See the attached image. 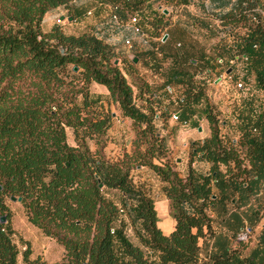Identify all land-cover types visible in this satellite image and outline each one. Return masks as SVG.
<instances>
[{"label": "trees", "instance_id": "16d2710c", "mask_svg": "<svg viewBox=\"0 0 264 264\" xmlns=\"http://www.w3.org/2000/svg\"><path fill=\"white\" fill-rule=\"evenodd\" d=\"M68 1L0 0V264H17L20 253L6 204L12 195L21 198L27 221L62 245L58 264H264V224L248 252L233 244L264 218V17L256 11L264 8L262 0H107L115 33L132 43L125 73L107 29L73 34L59 24L42 28L45 14L60 7L72 21L79 18L83 7L69 8ZM113 14L121 21L135 15L141 32L116 24ZM234 55L247 58L263 105L254 109L246 101L237 138L225 139L227 122L213 114L203 77L233 70L228 60ZM157 61L164 73L153 86L132 70ZM93 82L106 87L105 100L130 121L129 148L115 160L103 151L115 115L91 95ZM199 107L209 134L193 143L181 176L167 157V135L176 130L168 119L178 113L177 125L195 124ZM138 166L154 173L168 200L174 219L168 234L157 225L156 185L131 176ZM25 245L24 264H47L31 258Z\"/></svg>", "mask_w": 264, "mask_h": 264}, {"label": "rangeland", "instance_id": "374dc122", "mask_svg": "<svg viewBox=\"0 0 264 264\" xmlns=\"http://www.w3.org/2000/svg\"><path fill=\"white\" fill-rule=\"evenodd\" d=\"M102 2L104 3L99 4L100 1L98 0H69L67 2L69 8H73V6L75 5H79L83 7L84 11L79 16V18L73 21L72 19L69 20L70 15L68 14H70V12L67 11L68 9H65L64 7H60L55 12L50 13L48 16L45 17V20L42 24V28L47 29L48 27H51L54 24H59L63 32L73 33V34H80L82 32H87L89 30L93 31L96 30L97 27L98 28L102 27V29L103 28L107 29L108 32L110 33L109 34L110 42L115 43V45H117L120 50L119 56L115 58V60L116 59L118 60L117 64L119 68L122 70L123 73H125L128 70V66L130 62L132 61L131 58L133 52L131 51V48H128L125 45L124 38L121 37L120 34H116L114 31L116 25L113 23L112 19L110 18L111 11L109 8V4L111 3L109 2L111 1L103 0ZM262 2L264 3V0H262ZM262 9L264 10V8ZM88 10L91 11L90 14H87ZM58 14H61L63 16L66 15L67 17H64L63 19L60 20L59 23H57ZM145 14L147 15L148 12L145 11ZM262 16L264 17V15ZM212 24H214L213 21ZM242 32L243 30L241 29L239 33ZM223 38L226 40V37ZM212 42L218 43L219 37L217 36L213 38ZM160 67H162V65ZM132 68L136 76L138 77L140 76V78H143L146 81L148 80L147 82L149 81L152 82L151 80L157 79V77L161 79V75H159L158 73H164V71L158 69L159 68L158 61L155 62V64L153 65H149L148 68L144 66L142 63H138ZM225 73L229 74L231 76V79L225 76ZM126 77L128 81L131 82L130 77H132V75L128 73ZM201 77L197 76L196 79L202 80ZM238 77H242L243 81L246 83V86L249 88L248 91L245 90L240 91L235 87L234 81H236ZM203 78L206 84L205 92L207 95L206 96L207 102L211 107L213 114H216L219 120H225L227 122L228 128L222 126L221 128L222 134L224 135L225 139L231 137L237 138V132L235 128L238 122L239 114L242 111V107L244 103L249 100L254 109H259V107L263 105L262 93L254 85L253 74L247 71L246 63L243 62V63H239L238 66H235L230 73H228L227 70L221 69L220 74L213 72L209 76H205ZM149 84L153 86L152 83ZM106 90L107 89L104 85L95 82L91 83L90 85L91 95L93 97H98L102 100L105 98L104 92H106ZM179 92L180 91H178L176 94H179ZM104 102H105L104 108L113 114L114 111L117 109L116 105L107 102L106 100ZM201 108L202 107H199V111L197 115L194 117L195 124H188V127L191 128L192 130V137L194 138L203 135L204 125L207 124L204 115L201 112ZM173 122H177V121L173 120ZM168 126H173V125L168 124ZM198 127L201 128L199 131L197 130ZM160 131H161V136H164L166 134L165 131L162 130ZM67 133H68L67 135L68 143L74 144L73 134L71 132V129H67ZM131 139H132L131 135L123 132L120 133L117 131V129L110 128V130L103 137V141L105 142L103 148L105 156L112 160L121 158L123 155V150L129 148ZM167 139H168L167 140L168 145H169V141H172V145H173L174 143L183 140L181 139V137L180 139L179 138L177 139L174 134L172 136L167 135ZM185 141H186V148L178 149L177 152L175 153L176 156L183 154L186 155L191 153V151L195 150L193 148V144L190 143L189 140L185 139ZM194 141L198 142V140H194ZM87 142L90 145L91 149L94 151L96 148L94 144L95 142L93 140H88ZM167 151H168L167 157L169 161L172 163V165H174L176 162L173 159L174 158V156L172 155L173 150H171L169 147ZM205 167L206 166H204L203 168ZM131 176L135 182H143L147 180L148 182H151L152 184L156 185L154 186V188L159 186V183H157L158 181L154 173H152L149 169L145 167L138 166L135 170L131 172ZM156 191L157 190H155L152 193H154V195H157L158 192ZM108 194L115 201H118L119 195L117 191L110 190L108 191ZM6 204L8 206L10 225L12 226V228H14L15 231L13 240L17 244L20 251L17 264L23 263L21 252L25 249L26 246L25 245L26 239L24 238V236L29 237L30 239L37 238L38 240L37 244H35L33 247L32 254L42 256V253H44L45 255H47L45 256V259H47V261L49 262H53V259H55L57 255H59V248H61L62 245L58 243L55 239L46 236L36 226L32 225L30 222L27 221L25 210L20 202L6 199ZM170 218H172V216ZM166 219L167 218L162 219V224L163 222H165ZM262 224H264V218L262 219L258 227H255L252 231L249 232L247 231L242 236L240 235L234 238L233 244L237 245L239 249H241L243 252H248V250L254 245L256 234L258 233L259 228ZM213 226L216 227V224L214 223ZM127 232L129 239H131L132 241H136L133 231L130 228Z\"/></svg>", "mask_w": 264, "mask_h": 264}, {"label": "crops", "instance_id": "0c3cea01", "mask_svg": "<svg viewBox=\"0 0 264 264\" xmlns=\"http://www.w3.org/2000/svg\"><path fill=\"white\" fill-rule=\"evenodd\" d=\"M195 1H197V0H195ZM204 1L206 2L207 0H204ZM188 8L190 10H192V8H193V12L194 13L198 12V8L195 5L194 6L190 5ZM49 14L50 13L45 14L43 22L45 20V17L48 16ZM174 17H176V15H174ZM48 29H49V27L47 29H44V30H48ZM130 37L132 38V40H134V38H135L134 34H132V33L130 34ZM194 51H196V50H194ZM202 53L205 56H210L211 54H213V50H201L200 52H198L199 55L202 54ZM169 62H170V59L167 58L165 64H167ZM193 63H195L194 60H193ZM161 79H162V77H161ZM161 79H159L157 77V79H153V80H151L152 82L149 81V83H152L154 85V84H157L158 82H160ZM177 89H179V88L175 87V89H173L174 93H177L178 91H180V90H177ZM104 94H105V98H106L107 90H106V92H104ZM105 98H104L103 102L105 101ZM114 114H115V117H114L113 125H112L111 128L117 129V131L120 132V133L123 132V133H127V134L130 135V127H129L130 121H129V119H127L125 117H122V116H119V111L117 109L114 111L113 115ZM206 122H207V120H206ZM158 124H160L159 121H158ZM168 124L169 125H173V127H176V130L174 132V135L176 136V138L180 139V137H181V139H183L182 141H178L177 143H174L173 145H172V141H170L169 147H170L171 150H173L172 151V155L174 156L173 159L176 162L173 165L174 169L177 170L180 173L181 176H185L187 174V171H188V165H189L188 163L190 161L191 155L189 153V154H186V155L183 154V155H177L176 156L175 153L177 152L178 149H185L186 148L185 139L189 140L190 143L193 144V142H195L194 140H202L203 138L208 136V134H209L208 123L206 125H204V133H203V135L200 136V137H197V138L192 137V130H191V128L188 127L189 123H184V124H181V125H177V122H173V120L171 118H169L168 119ZM226 128H228V125H226ZM195 162L196 161L192 162V166H199V163H195ZM155 190H157V189L153 187L152 192H154ZM156 192H158V190ZM107 195H109L108 192H107ZM152 195H153V198H154L155 209H156L157 217H158L157 225H158V227L161 229V231L164 234H168V233H170L172 231L173 226H174V219H173V217L170 218L171 216H170V209H169V206H168V200L166 199V197L164 196V194L161 191H159L157 195H154V193H152ZM116 202H119V199ZM164 218H167V219L162 224V219H164ZM164 225H165V227H164ZM162 226L165 229H163ZM24 238L26 239L27 245L29 246V249L31 251L30 257L34 258V257L38 256V255L32 254L33 247L38 242L37 238L30 239L29 237H25V236H24ZM135 239H136V237H135ZM132 242L135 243V244L138 243L137 239H136V241H132ZM235 246H237V245H235ZM62 255H63V248L61 247V248H59V255H57V257H55V259H53V262L47 261V259H45V256H47V255H45L44 253H42V256H38V257H40V259L45 261L47 264H58L60 262L61 258H62ZM18 259H19V256H18ZM22 264H24V263H22Z\"/></svg>", "mask_w": 264, "mask_h": 264}, {"label": "built area", "instance_id": "2783aa9c", "mask_svg": "<svg viewBox=\"0 0 264 264\" xmlns=\"http://www.w3.org/2000/svg\"><path fill=\"white\" fill-rule=\"evenodd\" d=\"M256 11L259 12V13H261L262 15H264V10L257 8ZM90 13H91L90 11L87 12V14H90ZM112 18H113V20H114V22L116 24L130 27L133 30L134 33H140L141 32V29H140L139 25L137 24V17L135 15L129 17L125 21L119 20L115 14L112 15ZM253 18L255 19V16ZM57 22H60V19L59 18L57 19ZM215 22L218 23L216 20H215ZM155 39H157V38H155ZM124 43H125V45L128 48H131L132 43H131V41L129 39H126ZM157 55L160 57L161 56V53L160 52H157ZM246 60H247V58L245 56L234 55L233 57H231L228 60V63L231 66H233V68H234L235 66H238L239 63L246 62ZM217 62L218 63H221L222 62V59L221 58H217ZM231 70L228 73H230ZM225 76H227V77H229L231 79V76L229 74H226L225 73ZM234 82H235V87L238 90H240V91H244V90L245 91H248L249 90V88L246 86V83L243 81L242 77H238L236 79V81H234ZM177 117H178V113H173L170 118L173 119L174 121H176L177 120Z\"/></svg>", "mask_w": 264, "mask_h": 264}, {"label": "water", "instance_id": "95a60500", "mask_svg": "<svg viewBox=\"0 0 264 264\" xmlns=\"http://www.w3.org/2000/svg\"><path fill=\"white\" fill-rule=\"evenodd\" d=\"M163 12H164V13H167V10L164 9ZM63 18H64L63 15H60V16H59V19H60V20L63 19ZM71 19H72V17H69V20H71ZM166 37H167V35H164L162 41H164V40L166 39ZM133 61L136 62V61H137V58L134 57V58H133ZM73 69H74V70H77V67L74 66ZM230 70H231V68H229V69L227 70V72H229ZM200 129H201V128L198 127V130H200ZM99 187H102V184H101V183H99ZM0 188H1V187H0ZM10 200H11V201H18V202H20L21 198H20V197H15V196L12 195V196H10ZM0 220H1V222H4V221H5V217H4V216H1Z\"/></svg>", "mask_w": 264, "mask_h": 264}]
</instances>
